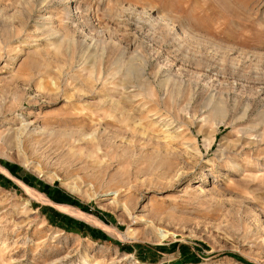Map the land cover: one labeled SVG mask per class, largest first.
I'll list each match as a JSON object with an SVG mask.
<instances>
[{"label":"rangeland","instance_id":"374dc122","mask_svg":"<svg viewBox=\"0 0 264 264\" xmlns=\"http://www.w3.org/2000/svg\"><path fill=\"white\" fill-rule=\"evenodd\" d=\"M0 264H264V0H0Z\"/></svg>","mask_w":264,"mask_h":264}]
</instances>
